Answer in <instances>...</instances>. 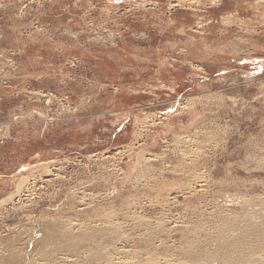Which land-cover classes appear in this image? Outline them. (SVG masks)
<instances>
[{
  "label": "rangeland",
  "instance_id": "1",
  "mask_svg": "<svg viewBox=\"0 0 264 264\" xmlns=\"http://www.w3.org/2000/svg\"><path fill=\"white\" fill-rule=\"evenodd\" d=\"M163 263L264 264V0H0V264Z\"/></svg>",
  "mask_w": 264,
  "mask_h": 264
},
{
  "label": "bare ground",
  "instance_id": "2",
  "mask_svg": "<svg viewBox=\"0 0 264 264\" xmlns=\"http://www.w3.org/2000/svg\"><path fill=\"white\" fill-rule=\"evenodd\" d=\"M190 1V0H189ZM152 126V125H151ZM154 140V139H153ZM181 141V140H180ZM186 144V143H185ZM135 145V144H134ZM133 145V146H134ZM131 147H132V145H131ZM134 149H135V147H134ZM131 150H133V147L132 148H130V146H129V149L128 150H125L124 152H129V153H131L130 151ZM143 155H141L140 156V160H146L147 158H145V156H143ZM148 156V155H147ZM136 158V157H135ZM153 159V158H152ZM151 159V160H152ZM150 160V161H151ZM144 162V161H143ZM129 164H128V172H127V175L133 170V168L134 167H136L135 166V160H129V162H128ZM142 163V162H141ZM165 164V163H164ZM141 171V170H140ZM201 171V170H200ZM123 172V171H122ZM134 172V171H133ZM132 173V172H131ZM138 174V173H137ZM139 176V175H138ZM114 177H115V175H114ZM122 177V176H121ZM139 178V177H138ZM117 179V178H116ZM210 181V180H209ZM201 183V182H200ZM115 198V197H114ZM232 200V199H231ZM149 204V203H148ZM252 205H254L253 203H252ZM139 208V207H138ZM224 208V207H223ZM133 215V214H132ZM133 218V217H132ZM129 219V218H128ZM127 219V220H128ZM100 225V224H99ZM50 226V225H49ZM241 227V226H240ZM113 228V227H112ZM189 228V227H188ZM87 229V228H86ZM146 229V228H145ZM253 229H255V228H253ZM260 230V229H259ZM256 231V230H255ZM69 232V231H68ZM82 232V231H81ZM156 232V231H155ZM163 232V231H162ZM69 234V233H68ZM162 236V235H161ZM261 237V236H260ZM119 238V237H118ZM158 241V240H157ZM185 241V240H184ZM14 247V246H13ZM175 249V248H174ZM174 251V250H173ZM104 252V251H103ZM108 252V251H107ZM175 253V252H174ZM89 254V253H88ZM217 254V253H216ZM248 254V253H247ZM96 255V254H95ZM2 256V255H1ZM124 257V256H123ZM32 258V257H31ZM97 258V257H96ZM228 258V257H227ZM28 260V259H27ZM156 260V259H155ZM225 260H228V259H225ZM108 262V261H107ZM167 262V261H166ZM164 264V263H163ZM224 264V263H223Z\"/></svg>",
  "mask_w": 264,
  "mask_h": 264
}]
</instances>
